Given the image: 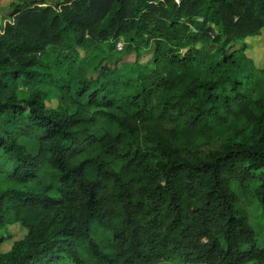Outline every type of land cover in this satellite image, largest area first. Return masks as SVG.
I'll return each instance as SVG.
<instances>
[{
  "label": "trees",
  "instance_id": "1",
  "mask_svg": "<svg viewBox=\"0 0 264 264\" xmlns=\"http://www.w3.org/2000/svg\"><path fill=\"white\" fill-rule=\"evenodd\" d=\"M50 1L0 29V264H264V0Z\"/></svg>",
  "mask_w": 264,
  "mask_h": 264
},
{
  "label": "rangeland",
  "instance_id": "2",
  "mask_svg": "<svg viewBox=\"0 0 264 264\" xmlns=\"http://www.w3.org/2000/svg\"><path fill=\"white\" fill-rule=\"evenodd\" d=\"M32 0H0V29L4 23L8 21L13 10L18 6H24ZM61 0H51L50 3L54 4ZM245 43V53L250 57L256 66H264V29L258 35L247 36L242 40ZM104 45V44H103ZM102 46V45H101ZM101 46H94L86 51L88 57L94 59V65L102 63L105 58V51ZM240 44L235 47H239ZM207 49H214V43L208 42ZM144 50L143 53H147ZM112 53V59L118 58V66L124 65L125 69L130 68L131 62L134 60V54H127L123 52V42L120 40L116 43ZM123 63V64H122ZM120 64V65H119ZM141 66L151 67L150 55L144 54L140 61ZM96 69V68H95ZM97 71V70H96ZM55 101L47 103L48 107H53ZM236 182V181H235ZM257 186V179L253 178L243 185L235 184L233 189L238 195L239 201L236 205V212L248 217L252 224L256 239L259 246H264V215L260 212V208L253 197V190ZM26 230L19 223L6 224L0 227V237L3 239L0 245V253L7 252L13 242L20 240L24 237Z\"/></svg>",
  "mask_w": 264,
  "mask_h": 264
}]
</instances>
